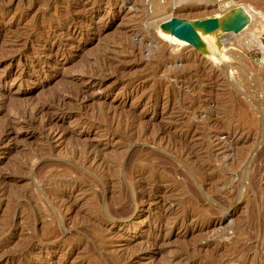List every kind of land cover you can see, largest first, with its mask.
I'll return each mask as SVG.
<instances>
[{
	"label": "rangeland",
	"instance_id": "374dc122",
	"mask_svg": "<svg viewBox=\"0 0 264 264\" xmlns=\"http://www.w3.org/2000/svg\"><path fill=\"white\" fill-rule=\"evenodd\" d=\"M229 1L0 0V264H264V0L233 79L180 34Z\"/></svg>",
	"mask_w": 264,
	"mask_h": 264
},
{
	"label": "bare ground",
	"instance_id": "6f19581e",
	"mask_svg": "<svg viewBox=\"0 0 264 264\" xmlns=\"http://www.w3.org/2000/svg\"><path fill=\"white\" fill-rule=\"evenodd\" d=\"M244 1V0H243ZM259 1V0H258ZM157 2L158 1H156V6L158 5L157 4ZM201 2V4H202V1H200ZM208 2V1H207ZM161 3V2H160ZM180 3V2H179ZM225 3V2H224ZM227 3V6L229 5L230 6V8L229 7H227V9L229 8L230 10H225V11H228V12H226V13H224V14H222V12H221V10L219 11V10H217V12L219 11V12H221V14H219V15H215V17H213V18H207V19H199V20H193V21H183L184 23H183V25H185V26H183V28L185 27V29H184V33H183V31H182V33H180V34H182V36H184V37H186L189 41H191L192 42V44L193 45H198L199 47H202V50H204V51H207V53H209V54H211V55H213V57L215 58V59H217L218 60V56L219 55H217V53H215V51L217 50V48H218V36H222V35H224L223 37H226L227 36V34L229 35V34H234L235 32H236V34L238 33L237 31H240V36L242 37V35H247V33H249V32H251V33H253L254 34V36L256 37V36H258V38L257 39H259V37L261 38L262 36H261V29H259L257 26H256V19L254 20V18H255V15L254 14H252L251 13V11H249V9L248 8H246V5H245V7H244V5L243 6H239V7H237V5L236 4H238V3H236V1L235 0H231V2L229 1V3L228 2H226ZM240 3V2H239ZM242 4H243V2H241ZM181 4V3H180ZM221 4V3H220ZM219 4V5H220ZM242 4H240V5H242ZM245 4V3H244ZM160 5V4H159ZM174 5V4H173ZM208 5V4H207ZM223 5V4H222ZM222 5H221V7H222ZM235 5H236V7H235ZM162 6V5H161ZM178 6V5H177ZM225 6V5H224ZM234 6V8L233 9H231L232 7ZM226 8V7H225ZM162 9V8H161ZM219 9H220V6H219ZM222 9V8H221ZM158 10H160V9H158ZM254 10V9H253ZM165 12V11H164ZM208 12V11H207ZM211 12V11H210ZM224 12V11H223ZM171 13V12H170ZM209 13V12H208ZM159 14V13H158ZM162 14H164L163 12H162ZM166 14H167V11H166ZM202 14H203V12H202ZM205 14V13H204ZM218 14V13H217ZM165 15V14H164ZM168 15V14H167ZM194 15H196V14H194ZM198 15H200L199 13H198ZM152 16V15H151ZM165 17V16H164ZM163 17V18H164ZM168 17H172V16H168ZM168 17H165L164 19H168ZM198 17V16H197ZM196 17V18H197ZM49 18V17H48ZM185 18V17H184ZM187 18V17H186ZM200 18V17H199ZM154 19V18H153ZM160 20V19H159ZM253 20L255 21V24H253L254 22H253ZM162 21V20H161ZM152 22V21H151ZM154 22V21H153ZM165 23H166V25H168V27L164 30V33H165V36H167L168 38H171V40H173V41H175V42H177V43H179L180 45H182V44H186L187 43V41L186 40H183V39H180L179 37H177L176 35L177 34H174L173 33V29L175 28V25L176 24H179L177 21H175V20H173V19H168L167 21H164ZM163 22V23H164ZM182 22V21H181ZM154 23H156V22H154ZM153 26V25H152ZM182 26V25H181ZM257 27V28H256ZM178 29V28H177ZM183 30V29H182ZM178 32V31H177ZM232 32V33H231ZM255 32V33H254ZM179 34V35H180ZM226 34V35H225ZM231 35V36H232ZM235 35V34H234ZM233 35V36H234ZM230 36V35H229ZM162 37V36H161ZM247 37V36H246ZM123 38V37H122ZM127 38V37H126ZM221 38V37H220ZM227 38V37H226ZM238 38V37H237ZM240 38V37H239ZM248 38H250V37H248ZM228 39V38H227ZM246 39V38H245ZM237 40V39H236ZM243 40V39H242ZM253 40H255L254 38H253ZM223 43H225V39L224 40H221ZM235 41V40H234ZM249 41V40H248ZM221 42V43H222ZM239 41L237 40V43H238ZM260 42V41H259ZM258 42V43H259ZM240 43V42H239ZM226 44V43H225ZM234 44V43H233ZM243 44V43H242ZM188 45V44H187ZM224 45V44H223ZM240 45H241V43H240ZM260 45V44H259ZM245 47H246V45H244ZM254 46V45H253ZM149 47V46H148ZM182 47V46H181ZM184 47H186V46H184ZM250 47V46H249ZM183 48V47H182ZM251 48V47H250ZM21 49V48H20ZM126 49V48H125ZM223 49H224V47H223ZM183 51V50H182ZM250 51V50H249ZM198 52V51H197ZM248 52V51H247ZM208 54V55H209ZM10 55V54H9ZM13 55V54H12ZM211 55H209L210 57H211ZM220 55L222 56V58H220V59H222V61H216L215 59H214V61H216L215 62V64H217V66L220 68V70L222 71V73H226V72H228V74H230L229 75V78L231 79H233V78H235L234 76V73H236V72H234V68L236 67V64H237V67H238V65H239V63H240V65H242L241 66V68L242 67H245V66H247L248 64H245L244 65V60H243V62L241 61V60H239V58H237V56H236V54H232V53H227V52H225L224 53V51H221V53H220ZM249 56V55H248ZM167 57V56H166ZM241 58H244V57H241ZM233 60L234 61H236V60H238L239 62L238 63H236V62H234L233 63ZM246 60H248V59H245V63L247 62ZM209 61V60H208ZM248 63V62H247ZM253 66V65H252ZM239 68V67H238ZM237 68V69H238ZM247 68V67H246ZM250 68H252L250 65H249V67H248V69L247 70H249ZM236 69V70H237ZM239 70V69H238ZM237 70V71H238ZM243 70V69H242ZM251 71V70H250ZM257 71V70H256ZM241 71H239V73H240ZM244 72V71H243ZM243 72H241V73H243ZM238 72H237V75L239 74ZM240 73V74H241ZM252 73V72H251ZM239 74V75H240ZM243 74H245V73H243ZM242 74V75H243ZM89 75V74H88ZM242 75H240V76H242ZM222 76V75H221ZM244 76H246V75H244ZM236 78H237V76H236ZM239 79H240V77H239ZM242 79H243V77H242ZM245 79V78H244ZM229 80V79H228ZM237 80V79H236ZM247 80V79H246ZM254 80V79H253ZM239 81V80H238ZM238 81H234V83H235V86H238V84H239V82ZM240 81H242V80H240ZM233 83V82H232ZM246 83V82H245ZM242 84V83H241ZM249 84V83H248ZM245 86V85H244ZM63 87V86H62ZM70 87V86H69ZM232 87H233V85H232ZM240 87V86H239ZM234 88V87H233ZM237 90V89H236ZM235 90V91H236ZM241 91H242V89H241ZM232 92V91H231ZM234 92V91H233ZM239 92V91H238ZM241 94H242V92H240ZM262 93V92H261ZM249 95H251V94H249ZM183 97V96H182ZM263 97V96H262ZM261 97V98H262ZM247 100V99H246ZM229 104V103H228ZM260 104V103H259ZM242 105V104H241ZM248 105H249V103H248ZM252 105V104H251ZM58 106V105H57ZM225 106V105H224ZM257 106V105H256ZM259 106V105H258ZM222 107V106H221ZM220 107V108H221ZM245 108V107H244ZM258 108V107H257ZM260 108H262V107H260ZM209 109V108H208ZM253 109H255L254 107H253ZM259 111H261L262 112V110H260L259 109ZM257 112V111H256ZM260 112V113H261ZM257 114V113H256ZM257 116H258V114H257ZM262 117V116H261ZM258 119V118H257ZM260 119V118H259ZM261 121V120H260ZM259 121V122H260ZM258 122V123H259ZM261 127V126H260ZM263 139V138H262ZM42 154V153H41ZM181 154V153H180ZM250 154V153H249ZM262 154V153H261ZM82 160V159H81ZM245 160H246V157H245ZM242 161H243V159H242ZM76 162V161H75ZM238 162V161H237ZM236 162V163H237ZM181 163V162H180ZM240 163V162H239ZM245 163H247V162H245ZM245 163L244 162H242V166H244L245 165ZM244 164V165H243ZM249 164H250V162H248V164L244 167V168H242L243 169V171H242V175H241V177H242V183H243V181L244 180H246V177H247V175H248V173H249ZM236 166V165H235ZM234 166V167H235ZM241 166V167H242ZM240 168V166L238 167V169ZM188 169V168H187ZM235 169V168H234ZM237 168H236V171L238 170ZM262 169V168H261ZM228 170V169H227ZM231 170V169H230ZM240 170V169H239ZM233 172H235V171H233ZM258 173V172H257ZM256 173V174H257ZM249 175H250V173H249ZM259 175V174H258ZM89 176V175H88ZM256 176V175H255ZM260 176V175H259ZM249 177V176H248ZM250 178V177H249ZM207 179V178H206ZM244 179V180H243ZM248 179V178H247ZM252 179H254V177L252 178ZM240 180V179H239ZM247 181V180H246ZM248 181H249V179H248ZM245 182V181H244ZM240 183H241V181H240ZM196 184V183H195ZM239 185V184H238ZM241 186H243L244 187V185H242V184H240ZM246 185V184H245ZM240 186V187H241ZM242 188V187H241ZM247 188V187H246ZM249 188V187H248ZM245 189V188H244ZM237 190H238V192H239V189L237 188ZM248 190V189H247ZM240 192H241V190H240ZM239 192V193H240ZM245 192V194L247 193L246 191H244ZM239 193H237V195H239ZM43 196V195H42ZM233 196H235V195H233ZM44 197V196H43ZM238 198V197H237ZM236 198V199H237ZM240 198H241V196H240ZM239 199V198H238ZM110 201V200H109ZM50 203V202H49ZM223 210V209H222ZM58 222V221H57ZM61 227V226H60ZM63 227V226H62ZM65 233V232H64ZM261 233V232H260ZM53 239V238H52Z\"/></svg>",
	"mask_w": 264,
	"mask_h": 264
}]
</instances>
